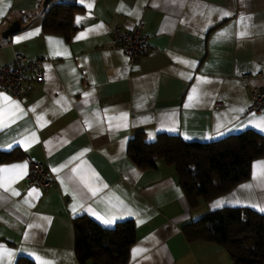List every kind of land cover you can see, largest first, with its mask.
<instances>
[{"label": "crops", "instance_id": "crops-1", "mask_svg": "<svg viewBox=\"0 0 264 264\" xmlns=\"http://www.w3.org/2000/svg\"><path fill=\"white\" fill-rule=\"evenodd\" d=\"M57 2L79 8L69 40L42 29ZM0 12V64L18 53L41 59L44 71L23 81L21 97L0 89V109L15 102L23 110L0 129V151L21 155L0 165L9 169L0 171V264H79L73 220L82 215L107 228L134 221L126 264H233L224 248L188 241L182 228L223 207L264 214V155L246 180L193 207L173 166L159 160L141 170L127 144L136 131L147 141L166 133L207 143L245 130L264 137V109L247 112L249 87H264V0H0ZM13 21L18 29L2 37ZM139 23L151 53L132 59L110 46L111 27ZM28 156L53 175L46 190L25 181L27 167L12 168Z\"/></svg>", "mask_w": 264, "mask_h": 264}, {"label": "trees", "instance_id": "trees-1", "mask_svg": "<svg viewBox=\"0 0 264 264\" xmlns=\"http://www.w3.org/2000/svg\"><path fill=\"white\" fill-rule=\"evenodd\" d=\"M75 5L57 2L43 15L42 29L69 40L75 31ZM0 151V165L20 157L16 152ZM127 155L141 169H156L163 160L173 166L191 206L199 200L210 201L231 190L249 177L253 160L264 155V137L245 130L222 139L200 143L183 140L178 135L159 133L147 141L136 131L127 144ZM74 251L79 264H126L130 246L135 241L131 219L119 221L112 228L102 226L86 215L73 220ZM188 241L202 240L224 248L233 264H264V214L248 208L223 207L204 214L182 228ZM16 264H34L19 257Z\"/></svg>", "mask_w": 264, "mask_h": 264}, {"label": "built area", "instance_id": "built-area-1", "mask_svg": "<svg viewBox=\"0 0 264 264\" xmlns=\"http://www.w3.org/2000/svg\"><path fill=\"white\" fill-rule=\"evenodd\" d=\"M142 28L140 23L130 31H124L116 25L111 27L109 29L110 46L121 50L132 59L148 55L153 48ZM43 75L41 59H29L15 53L10 62L0 64V89L13 97H21L23 81L25 79L40 81ZM247 95V112L258 113L264 109V87H249ZM26 163L25 181L46 190L53 183V175L34 156H28Z\"/></svg>", "mask_w": 264, "mask_h": 264}, {"label": "snow or ice", "instance_id": "snow-or-ice-1", "mask_svg": "<svg viewBox=\"0 0 264 264\" xmlns=\"http://www.w3.org/2000/svg\"><path fill=\"white\" fill-rule=\"evenodd\" d=\"M89 7H91V5H89ZM0 15H3V12H0ZM224 15H228V13H224ZM80 18H77V22H79ZM35 33H30L29 35H33ZM84 35V34H82ZM223 35V33L221 34ZM26 37H20L18 39H24ZM81 37H77V39H80ZM51 39V38H49ZM55 54H59V53H55ZM184 63H187V62H184ZM192 93L193 95H190L188 97L189 101L191 102L194 97H195V94L197 93V89L196 88H193L192 89ZM4 100H8V97H4ZM186 107H189L191 106V104H187L185 105ZM23 110L20 109L19 107V104H16L15 102L12 103V107H11V111H8V110H3V109H0V129H3L5 127H7L10 123H14L15 122V119L17 118V112H22ZM125 117H126V114H125ZM38 119H42V117H38ZM258 126H261V125H258ZM261 127H264V126H261ZM33 138H34V134H33ZM27 167L26 163L25 164H18V165H13L12 168L13 169H25ZM0 171H3V172H8L9 169H0ZM53 171H58L57 169H54ZM73 171L75 172L76 169H73ZM81 179V182L84 183V185L92 192L93 195L96 194V189H94L92 187V185L89 183V180L87 177L85 176H81L80 177ZM0 186H3L2 184H0ZM5 190H8L7 188H5ZM12 195H18V193H16L14 190L12 191ZM223 204V201H217L216 203H214L212 205V207H219ZM73 210L75 211V206L73 208ZM89 211H91V209H89ZM260 211L264 212V208H261ZM99 218V217H98ZM104 223L106 224H109L111 223L110 220H105ZM31 227V226H30ZM38 227V226H37ZM9 255H11V253H8Z\"/></svg>", "mask_w": 264, "mask_h": 264}, {"label": "water", "instance_id": "water-1", "mask_svg": "<svg viewBox=\"0 0 264 264\" xmlns=\"http://www.w3.org/2000/svg\"><path fill=\"white\" fill-rule=\"evenodd\" d=\"M19 27L18 21H13L4 31L2 32V37L6 38L11 33L15 32Z\"/></svg>", "mask_w": 264, "mask_h": 264}]
</instances>
